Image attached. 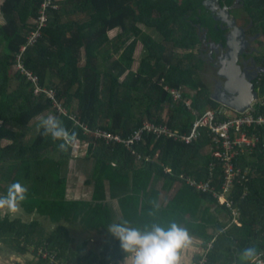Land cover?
Segmentation results:
<instances>
[{
    "label": "trees",
    "instance_id": "obj_1",
    "mask_svg": "<svg viewBox=\"0 0 264 264\" xmlns=\"http://www.w3.org/2000/svg\"><path fill=\"white\" fill-rule=\"evenodd\" d=\"M42 2L3 0L0 5L5 21L0 23V194L17 181L28 189L21 205L25 215L0 218V241L22 253L29 245L36 246L33 254L39 264H51L44 252L65 264H119L125 254L113 236L100 259H89L91 251L83 253L88 240L72 247L75 240L68 224H82L98 233L126 219L134 226L196 223L206 248L213 242L203 264H240L238 254L250 244L258 253L264 251V124L247 128L259 140L252 148L240 147L234 158L243 172L228 196L239 210V222L227 229L222 223L218 233L209 234L206 228L218 219L207 216L209 206L200 211L202 221L191 220L207 200L229 209L213 192L190 182H207L218 191L225 184L224 161L212 154L215 141L210 130L201 128V136L190 143L180 138L192 132L199 114L222 108L203 82L204 59L193 51L202 42L203 28L208 37L225 42L224 30L203 0H54L58 7L48 9L41 35L28 44L38 28ZM243 5L247 16L241 19L264 29V0H243ZM117 27L121 32L111 39L109 31ZM139 41L146 55L134 71ZM178 49L185 52L179 54ZM19 63L37 76L43 91L36 93L35 83L14 69ZM257 87L261 98L254 113L264 115V73ZM44 89H52L54 96ZM172 89L181 90L182 96L176 99ZM55 101L67 113L60 112ZM51 112L76 134V140L88 144L85 157L91 165L85 183L93 186L91 199L67 196L73 147L61 151L60 141L37 131L39 117ZM226 118L220 114V119ZM145 121L168 126L179 136L146 133L128 147L96 135L103 129L128 138ZM175 186L165 203V191ZM107 190L118 201L119 212ZM42 219L55 223V228L47 230Z\"/></svg>",
    "mask_w": 264,
    "mask_h": 264
},
{
    "label": "built area",
    "instance_id": "obj_2",
    "mask_svg": "<svg viewBox=\"0 0 264 264\" xmlns=\"http://www.w3.org/2000/svg\"><path fill=\"white\" fill-rule=\"evenodd\" d=\"M58 4L54 0H43L40 8V15L37 18L36 22L38 23V28L31 33L28 39V44H33L41 35L40 28L46 24L48 19V9L50 7L56 8ZM27 45L22 46V50H25ZM17 68L22 70L30 80L35 83V92L39 93L43 91L38 84V78L34 73L24 68L22 63L17 65ZM45 90V89H44ZM49 96L53 97L54 92L52 89L45 90ZM171 92L176 99H179L182 96L181 90L172 89ZM55 106L60 112L67 113L66 108L62 103L55 101ZM64 107V108H61ZM255 111V110H254ZM253 110H246L244 112H238L227 107L222 106L220 110L208 109L202 114H199L198 118L194 123L193 130L190 134L181 135V139L190 143L194 139H197L201 136V128H207L210 130L211 136L215 141V145L211 144L212 154L224 161L225 167V184L222 185V190L218 191L211 184L207 182H196L190 181L197 189L203 191L213 192L221 202L232 210L233 214L236 216L239 214V210L235 207V202L232 198L228 196L230 190L234 186L235 179L239 178L243 172V169L235 163L234 158L239 152L240 147L252 148L256 146L259 137L254 132L250 133L248 127H253L256 129L258 125L264 124V115L255 114ZM225 114L226 119H220V114ZM86 132L89 131L87 126H84ZM153 133L160 136L163 133H168L172 136L178 137L168 126L156 125L151 121H145L142 126L133 132L128 138H123L118 134L110 133L103 129H97L96 135L99 137L107 138L108 140H115L117 142H124L126 146L132 147L136 141L143 139L144 134ZM138 158H141V154L138 155ZM243 176V175H242ZM244 177V176H243ZM213 246V242H209L208 249ZM208 252V250H207ZM43 257L49 258L51 264H65L64 261L58 259L54 254L49 252H44ZM256 264H264V251L260 252L257 256Z\"/></svg>",
    "mask_w": 264,
    "mask_h": 264
},
{
    "label": "clouds",
    "instance_id": "obj_3",
    "mask_svg": "<svg viewBox=\"0 0 264 264\" xmlns=\"http://www.w3.org/2000/svg\"><path fill=\"white\" fill-rule=\"evenodd\" d=\"M261 97V96H260ZM42 130V132H41ZM37 131L43 136L60 141L59 149L67 151L76 140V134L65 127L64 122L54 114L41 115ZM28 189L20 182L8 185L0 194V218L20 216L22 202L27 199ZM108 232L119 242L123 251V264H182V253L193 243L188 231L176 222L167 226L152 222L134 226L130 221L121 219L107 225ZM257 246L250 244L239 252L240 264H256Z\"/></svg>",
    "mask_w": 264,
    "mask_h": 264
},
{
    "label": "rangeland",
    "instance_id": "obj_4",
    "mask_svg": "<svg viewBox=\"0 0 264 264\" xmlns=\"http://www.w3.org/2000/svg\"><path fill=\"white\" fill-rule=\"evenodd\" d=\"M1 2H3V0H1ZM242 7H244V6H242ZM242 12H243L242 14H244V17L247 16L246 15L247 13H245L244 11H242ZM239 13H240V11H239ZM0 14H2V13L0 12ZM236 14H237V11H236ZM0 20H1L0 23L5 22L4 19H2V18H0ZM141 26H142L143 30H145L146 32L151 34L153 38L160 39V36L155 31L148 29L144 25H141ZM120 32H121L120 28H118V27L114 28V29L109 31V36L111 39H117ZM112 48L115 50V47H112ZM198 48H199V46L197 45L196 48L193 50L194 53H196L197 55H199ZM122 50L123 49L121 48V51ZM177 52L179 54H183L185 52V50L178 49ZM144 55H146V50L144 48V44L141 41H139L137 44V47L134 51V58L135 59L132 63V70L136 71L138 69V67L140 65V60L143 58ZM204 67L208 68V70L210 69V70L214 71L213 67L210 64H206ZM15 68H17V66L14 67V69ZM202 79H204L203 76H202ZM207 86L211 87V85H209V84ZM196 91L197 90H191L190 92L196 93ZM61 108H64V107L61 106ZM135 112L137 113L136 108H135ZM50 114H53V113L51 112ZM0 124H1V122H0ZM31 134H32V132H31ZM31 134H29V133L27 134V139L29 138V136H31ZM3 143L8 144V143H10V141L9 140H3ZM72 147H73L74 158L73 159L71 158L69 165H68L69 169H68L67 174H68V177H70V181L68 184L67 193L70 194L71 191L75 192V190H76V192H75V193H77L76 197L81 198L80 196L84 190L88 191L89 193L91 191L93 192V186L90 184L86 185V183H85L87 170L90 168V165H91V161H88L85 157L86 153L88 152V144L85 141L83 142V141L77 139V140H75ZM137 162L141 163V159L138 158ZM162 183H163V180L161 179L156 183V185L158 187H161ZM177 186H175V189H173L169 192L165 191L164 195L166 197L172 196L174 194ZM107 196H108V200H110L112 202L114 208L119 209V205L117 203H115V200L113 201V199H111L110 193L108 190H107ZM71 197H74V196H71ZM42 220H43V225H45V228H47V230H52L55 228V226H56L55 223H53V222L50 223L49 221L44 220V219H42ZM68 226H69L71 233L74 236V240H75L72 243V247L75 248L76 244H80V243H82L83 240L86 239V240H88V245H86L83 253L85 254L86 252L89 253L91 251L89 253L90 254L89 259H92L95 257H97V259L101 258L99 256L102 255V251L104 250V247H105L104 245L112 237V235L108 232V230H103V231L97 233V232H90V230H86L82 224H76V225L68 224ZM24 245H25V242H23V240L21 239V246H24ZM2 246L4 248L0 249V258L6 262H7V260H9V258L6 257L8 255H16V256L22 255L24 258L23 260H26V261L32 260V257H33V260L37 261V259H35L36 256L33 254L35 247H36L34 245H29L28 251H26L24 253L19 252L17 249L11 247L10 245L6 246L5 244L2 243ZM39 247H40V250H42V247L41 246H39ZM207 250H210V249L206 248V252H205L204 256L201 257L200 259H198L199 264H203L205 262L206 256H207L206 255ZM12 262H14V261H11L10 263H12ZM7 263H9V262H7Z\"/></svg>",
    "mask_w": 264,
    "mask_h": 264
},
{
    "label": "water",
    "instance_id": "obj_5",
    "mask_svg": "<svg viewBox=\"0 0 264 264\" xmlns=\"http://www.w3.org/2000/svg\"><path fill=\"white\" fill-rule=\"evenodd\" d=\"M203 4L213 18L220 22L221 28L226 30V50L219 56L221 66L218 70L219 75L225 79L223 91L220 95L212 93L211 97L222 106L238 112L248 109L254 111L260 100L255 81L264 72V66L251 67L240 61L247 47L246 28L238 24L237 18L232 15V7L228 4L223 5L220 0H203Z\"/></svg>",
    "mask_w": 264,
    "mask_h": 264
},
{
    "label": "flooded vegetation",
    "instance_id": "obj_6",
    "mask_svg": "<svg viewBox=\"0 0 264 264\" xmlns=\"http://www.w3.org/2000/svg\"><path fill=\"white\" fill-rule=\"evenodd\" d=\"M222 3V1L220 0ZM224 4H228L223 2ZM231 6V12L232 15L237 18V22L239 25L244 26L246 28V41H247V47L244 50L243 55L240 58V61L242 63L245 62L247 66H264V29H262V26L255 27L253 21L249 22L248 20H243L241 18H244L243 12V0H233L232 3L229 4ZM238 8L237 14L235 12V8ZM240 11V13H239ZM219 22V21H218ZM220 24V22H219ZM221 27V26H220ZM207 29L203 28L202 29V42L198 45L199 48V55L202 59H204V64L203 67L206 64H210L213 70H208V68H203L201 69V73L203 76V82L206 83L207 85H211L209 87L210 89V94L212 93H218V95L221 94L223 91V85L225 79L221 77L218 73V70L220 68V61H219V56L223 54V52L226 50V43L222 41H217L211 37H208L207 35ZM226 33V30L224 31V35ZM222 43V46L220 45ZM254 69H251V71ZM264 73V72H262ZM257 77L255 84H256V89L259 91L257 87L258 80L260 79ZM261 96V93H260Z\"/></svg>",
    "mask_w": 264,
    "mask_h": 264
},
{
    "label": "crops",
    "instance_id": "obj_7",
    "mask_svg": "<svg viewBox=\"0 0 264 264\" xmlns=\"http://www.w3.org/2000/svg\"><path fill=\"white\" fill-rule=\"evenodd\" d=\"M1 3L2 2L0 1V5H1ZM0 16H1L0 18L4 19L2 14H0ZM86 185H89V184H86ZM75 192H76V190H75ZM75 192L71 191L70 194L67 193L68 198H77L76 197L77 193H75ZM92 195H93L92 191L89 193L88 191L84 190L80 197L82 199H91ZM71 196H74V197H71ZM170 197L171 196L166 197L165 195H163V198L165 199L164 202L166 203ZM114 200H115V203L118 204V201L116 199H113V201ZM201 206H202V208H200V210L198 211V214L196 216L192 217L191 220L194 221V222L202 221L204 216L202 215V213H200V211L205 210V208L207 206H209V211H208L207 216H211V217H214L216 219L218 218L215 222L209 223V226L206 228V230H207V232L209 234L210 233H212V234L213 233L214 234L218 233L222 223H225V225H227L225 227L227 229L229 226H232L235 222H239V217L236 216L235 214H233L231 209H226L225 210L222 206H220V203H215V202H211V201L207 200ZM116 211L119 212V209H116ZM21 215H25V213H22ZM11 217H15V216H11ZM195 224L196 223H193V226H185V225L181 226V227L185 228L188 231L189 235L193 238L192 245L189 248L185 249L183 251V253H182V264H197V259L202 257V256H204V254L206 252L205 240L201 236L200 233H197L195 231L196 230V225ZM2 243L3 242L0 241V249L4 248L2 246ZM104 249H105V247H104ZM103 252H104V250L102 251V253ZM21 256L22 255H18V256H16V255H8V256H6V257L9 258V260H7V262H9V263H7L6 261H4V260H2L0 258V264H39V262L33 260V257H32V260L26 261V260H23L24 258H23V256L22 257ZM99 257H101V256H99ZM98 259H100V258H98ZM10 260L14 261V262L10 263L11 262ZM123 260H124V258L122 260H120L119 264H123Z\"/></svg>",
    "mask_w": 264,
    "mask_h": 264
}]
</instances>
